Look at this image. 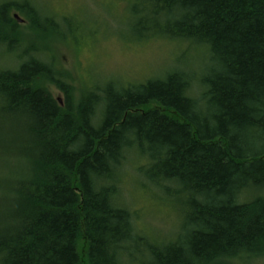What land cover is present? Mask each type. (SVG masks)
Segmentation results:
<instances>
[{
    "label": "trees",
    "instance_id": "1",
    "mask_svg": "<svg viewBox=\"0 0 264 264\" xmlns=\"http://www.w3.org/2000/svg\"><path fill=\"white\" fill-rule=\"evenodd\" d=\"M138 2L132 31L204 50L198 73L176 67L137 85L109 82L76 102L69 76L32 56L38 48L23 52L17 70L0 72L1 112L18 116L23 132L2 144L19 164L0 179V264L264 256V0ZM14 9L41 29L29 3H4L0 47L9 50L22 44L5 30ZM131 155L143 181L177 202L171 242L139 233L119 203Z\"/></svg>",
    "mask_w": 264,
    "mask_h": 264
},
{
    "label": "rangeland",
    "instance_id": "2",
    "mask_svg": "<svg viewBox=\"0 0 264 264\" xmlns=\"http://www.w3.org/2000/svg\"><path fill=\"white\" fill-rule=\"evenodd\" d=\"M7 2H27L37 9L39 17L34 18V25L40 24L41 29L33 31L32 24H27L28 12L19 11L27 23L14 26L11 34L22 44H12L10 50L0 47V72L17 70L27 59L21 58L23 52L38 48L32 56L69 76L76 102L83 93L109 82L123 87L137 85L176 67L198 73L205 59L204 50L187 42L139 39L132 31L131 12V5L138 0H0V6ZM8 28L5 30L12 27ZM194 86L193 90H198L196 83ZM45 87L62 103L61 91L50 84ZM21 136L20 118L0 109V179L17 171L19 164L2 144ZM138 166L135 155L129 156L122 168L125 176L119 203L133 213L139 233L156 244L171 242L181 221L177 202L145 183L136 170ZM235 261L264 264V256Z\"/></svg>",
    "mask_w": 264,
    "mask_h": 264
},
{
    "label": "flooded vegetation",
    "instance_id": "3",
    "mask_svg": "<svg viewBox=\"0 0 264 264\" xmlns=\"http://www.w3.org/2000/svg\"><path fill=\"white\" fill-rule=\"evenodd\" d=\"M11 12H8L6 16V20L9 27L13 28L14 26L26 25L27 22L24 18L20 16L19 11L13 10ZM17 17L20 18L18 19ZM27 24L31 25L32 23L29 21V23ZM2 29H3V18L0 16V30Z\"/></svg>",
    "mask_w": 264,
    "mask_h": 264
},
{
    "label": "water",
    "instance_id": "4",
    "mask_svg": "<svg viewBox=\"0 0 264 264\" xmlns=\"http://www.w3.org/2000/svg\"><path fill=\"white\" fill-rule=\"evenodd\" d=\"M18 18V17H17ZM19 19V18H18ZM59 102H61V100L59 99Z\"/></svg>",
    "mask_w": 264,
    "mask_h": 264
}]
</instances>
